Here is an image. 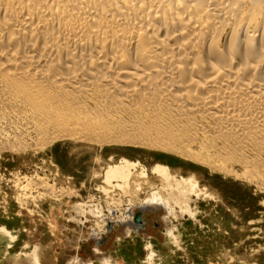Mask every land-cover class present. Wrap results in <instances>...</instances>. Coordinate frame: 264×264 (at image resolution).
I'll use <instances>...</instances> for the list:
<instances>
[{
	"label": "bare ground",
	"instance_id": "bare-ground-1",
	"mask_svg": "<svg viewBox=\"0 0 264 264\" xmlns=\"http://www.w3.org/2000/svg\"><path fill=\"white\" fill-rule=\"evenodd\" d=\"M0 117L34 146L144 145L229 174L239 168L263 190L264 0H0ZM103 174V188L118 190L104 203L124 212L120 225L151 204L190 213L189 195L202 192L159 164L164 186H147L141 203V176L121 163ZM25 182L23 190L68 193ZM99 206L78 208L98 215Z\"/></svg>",
	"mask_w": 264,
	"mask_h": 264
},
{
	"label": "rangeland",
	"instance_id": "rangeland-1",
	"mask_svg": "<svg viewBox=\"0 0 264 264\" xmlns=\"http://www.w3.org/2000/svg\"><path fill=\"white\" fill-rule=\"evenodd\" d=\"M3 119L0 117V229L18 230L21 256L28 259L31 244L40 242L53 244L46 252L51 256L45 257L42 247L35 245L40 250L33 252L32 261L38 262L39 256L56 264L75 263L78 257L93 264H264V188L237 177L241 169L234 168L236 176L144 145L100 146L66 138L37 147L32 145V136L16 133L18 125L13 120ZM21 141L28 146L17 149ZM193 145L185 148L195 151L198 145ZM120 163L144 179V189L138 194L141 203L150 193L147 186H164L155 174L159 164L167 166L177 180L193 179L202 192L189 195L186 205L190 213L173 205L177 211L173 216L150 203L155 211L145 209L139 218L127 220L133 225H120L116 220L124 212L118 213L111 205L106 208L104 203L107 196L118 198V190L103 188L102 176L108 166ZM27 179L48 181L68 193L47 195L35 184L23 190ZM129 196L126 192L121 198L125 201ZM92 204L100 205L101 214H81L78 207L88 211ZM104 217L112 224L107 225Z\"/></svg>",
	"mask_w": 264,
	"mask_h": 264
},
{
	"label": "crops",
	"instance_id": "crops-1",
	"mask_svg": "<svg viewBox=\"0 0 264 264\" xmlns=\"http://www.w3.org/2000/svg\"><path fill=\"white\" fill-rule=\"evenodd\" d=\"M5 225L6 224H3V226ZM1 226L2 225H0V227ZM9 229L10 230L7 229V232L3 229H0V264H42V263L43 264H56V263H48V261L44 260V258L40 260L39 256H38V262L37 260L36 261L31 260V257L33 256V252L34 251L37 252L40 250L38 246L42 247V249L40 250L41 254L45 253V257L51 256L50 253L46 254V252L48 253V251L52 250L50 249V247L53 244L44 245L40 242L32 243L31 244L32 253H30L31 256L29 255L28 259L25 258L24 255L21 256L23 254V249H19L22 243L21 234L15 228L9 227ZM35 245H38V246H35ZM25 246L28 247V244H26ZM31 248H29V250ZM78 259L79 260L75 263H71V260H70L69 262H66V264H93V263H90V261L82 262L80 261L81 258L79 257ZM105 264H109V263L105 262Z\"/></svg>",
	"mask_w": 264,
	"mask_h": 264
},
{
	"label": "clouds",
	"instance_id": "clouds-1",
	"mask_svg": "<svg viewBox=\"0 0 264 264\" xmlns=\"http://www.w3.org/2000/svg\"><path fill=\"white\" fill-rule=\"evenodd\" d=\"M153 255H155V253H153Z\"/></svg>",
	"mask_w": 264,
	"mask_h": 264
}]
</instances>
